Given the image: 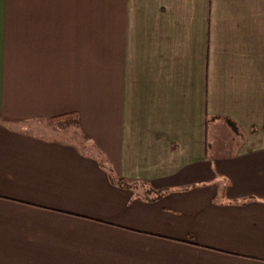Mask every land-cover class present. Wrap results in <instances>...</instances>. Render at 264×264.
I'll use <instances>...</instances> for the list:
<instances>
[{
  "label": "crops",
  "instance_id": "crops-1",
  "mask_svg": "<svg viewBox=\"0 0 264 264\" xmlns=\"http://www.w3.org/2000/svg\"><path fill=\"white\" fill-rule=\"evenodd\" d=\"M0 264H264V0H0Z\"/></svg>",
  "mask_w": 264,
  "mask_h": 264
},
{
  "label": "rangeland",
  "instance_id": "rangeland-1",
  "mask_svg": "<svg viewBox=\"0 0 264 264\" xmlns=\"http://www.w3.org/2000/svg\"><path fill=\"white\" fill-rule=\"evenodd\" d=\"M218 128H219V132H218L219 135H225V134H227L226 130L224 129L225 127H223L222 125H220V126H218ZM211 132H212V129H210V134H211Z\"/></svg>",
  "mask_w": 264,
  "mask_h": 264
}]
</instances>
